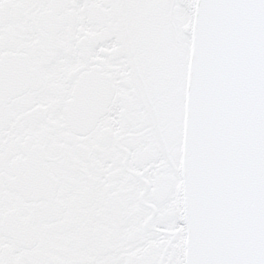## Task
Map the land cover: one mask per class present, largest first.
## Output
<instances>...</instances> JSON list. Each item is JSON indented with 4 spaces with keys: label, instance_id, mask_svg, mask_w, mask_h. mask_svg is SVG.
<instances>
[{
    "label": "snow or ice",
    "instance_id": "snow-or-ice-1",
    "mask_svg": "<svg viewBox=\"0 0 264 264\" xmlns=\"http://www.w3.org/2000/svg\"><path fill=\"white\" fill-rule=\"evenodd\" d=\"M0 264H264V0H0Z\"/></svg>",
    "mask_w": 264,
    "mask_h": 264
}]
</instances>
